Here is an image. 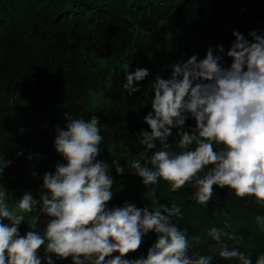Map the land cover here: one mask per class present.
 Instances as JSON below:
<instances>
[{
	"label": "trees",
	"instance_id": "1",
	"mask_svg": "<svg viewBox=\"0 0 264 264\" xmlns=\"http://www.w3.org/2000/svg\"><path fill=\"white\" fill-rule=\"evenodd\" d=\"M233 31L249 42L252 31L264 36V0H0V160L11 161L0 174V191L7 189L10 207L25 193L38 200L42 175L54 173L58 162L66 163L54 146L56 126L63 129L67 123L65 112L85 120L99 118L103 141L98 160L111 166L115 145L132 155L130 161H117L123 174L109 169L116 183L108 207L125 202L146 207L140 177L130 165L139 160L151 167V155L160 149L159 142L147 149L138 140L141 131H150L144 117L152 110V82L157 75L169 78V66L192 55L202 60L209 47L217 54L222 46L220 63L230 67ZM137 68L148 69L149 75L134 82L140 91L129 95L123 88L125 73ZM109 123L114 130L105 128ZM194 125L189 117L184 130ZM172 132L169 143L178 151L177 129ZM34 162L46 171L31 167ZM153 186L159 204L181 209L172 222L190 238L200 237L190 256H212L211 264H240L220 257L221 246L239 250L252 264L264 255V225L256 219L264 218V206L253 197L239 198L227 187L214 186L211 200L201 205L191 184L177 191L164 180ZM24 215L21 235L30 229L43 233L48 217L38 205ZM212 228L226 233L219 244L209 234ZM155 241L156 234L149 232L140 248L124 258H146ZM39 254L44 256L43 248ZM52 259L58 264L55 255Z\"/></svg>",
	"mask_w": 264,
	"mask_h": 264
},
{
	"label": "clouds",
	"instance_id": "2",
	"mask_svg": "<svg viewBox=\"0 0 264 264\" xmlns=\"http://www.w3.org/2000/svg\"><path fill=\"white\" fill-rule=\"evenodd\" d=\"M232 35L235 42L227 51L230 67L220 63L222 46L217 54L209 47L202 60L192 55L186 62L170 65L169 78L157 75L152 82V110L144 117L150 131H141L138 140L147 149H155L159 142L160 149L152 153L151 167L139 160L130 165L144 186L162 179L177 191L191 184L201 205L211 200L214 186L227 187L239 198L254 197L264 205V36L252 31L249 42L238 31ZM148 75L146 68L125 73L123 88L129 95L140 91L134 82ZM64 116L67 123L63 129L56 126L54 146L66 163L58 162L54 173L43 174L40 198L25 193L10 207L7 189L0 191V264H42V259L54 264L52 255L71 258V264H211L212 256L189 255L200 237L190 238L186 229L172 222L181 213L176 205L153 201L152 207L137 208L127 202L108 207L116 183L109 169L114 167L117 174L125 169L114 159L111 166L97 159L103 141L97 116L87 120L68 112ZM189 117L195 127L185 131ZM173 129L180 151H173L169 143ZM27 159L33 160V155ZM10 164L0 160V174ZM37 205L48 217L43 233L30 229L21 235L24 213ZM256 219L264 225V218ZM149 232L156 234V241L146 258L125 259L140 248ZM209 234L218 244L226 235L218 228ZM113 253L118 255L106 260ZM219 255L252 264L250 257L227 246L220 247ZM255 264H264V255Z\"/></svg>",
	"mask_w": 264,
	"mask_h": 264
},
{
	"label": "rangeland",
	"instance_id": "3",
	"mask_svg": "<svg viewBox=\"0 0 264 264\" xmlns=\"http://www.w3.org/2000/svg\"><path fill=\"white\" fill-rule=\"evenodd\" d=\"M194 127H195V125H194ZM105 128L112 131V130H114L115 127L109 123L105 126ZM177 150L180 151V149H177ZM112 153H113V156L115 157L116 161H118V162L130 161L132 158V155H131L129 149L123 145L113 146L112 147ZM141 158H145L146 162H149V161H147L148 157L142 156ZM31 167H33V168L35 167L36 169L39 168L40 171H42V172L46 171V169L39 167V165L36 162L32 163ZM42 177H43V175H42ZM161 180L162 179L158 180V182ZM137 184H138L139 193H140L141 197L146 201L147 206L152 207V202L156 201V199H157L156 195H155L156 190L154 189L153 184L144 186L142 183V178H139L137 180ZM161 186H162V184H161ZM254 200H255V198H254ZM255 202H256V200H255ZM57 262H58V264H71V258H69L68 260L58 259Z\"/></svg>",
	"mask_w": 264,
	"mask_h": 264
}]
</instances>
